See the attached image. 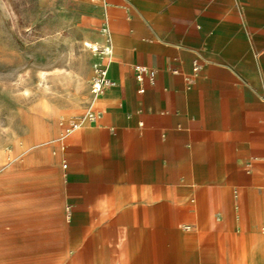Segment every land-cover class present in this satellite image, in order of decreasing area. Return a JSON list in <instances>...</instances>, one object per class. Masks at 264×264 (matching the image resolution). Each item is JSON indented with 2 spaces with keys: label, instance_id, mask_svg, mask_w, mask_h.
Masks as SVG:
<instances>
[{
  "label": "crops",
  "instance_id": "1",
  "mask_svg": "<svg viewBox=\"0 0 264 264\" xmlns=\"http://www.w3.org/2000/svg\"><path fill=\"white\" fill-rule=\"evenodd\" d=\"M51 9L110 47L93 117L64 136L63 264H233L264 235V0Z\"/></svg>",
  "mask_w": 264,
  "mask_h": 264
},
{
  "label": "rangeland",
  "instance_id": "2",
  "mask_svg": "<svg viewBox=\"0 0 264 264\" xmlns=\"http://www.w3.org/2000/svg\"><path fill=\"white\" fill-rule=\"evenodd\" d=\"M60 16L51 0H0V264H63V126L93 110L84 42L100 45ZM233 264H264L262 232Z\"/></svg>",
  "mask_w": 264,
  "mask_h": 264
},
{
  "label": "built area",
  "instance_id": "3",
  "mask_svg": "<svg viewBox=\"0 0 264 264\" xmlns=\"http://www.w3.org/2000/svg\"><path fill=\"white\" fill-rule=\"evenodd\" d=\"M92 51L100 52L101 55H108L110 54V47L105 46V47H98V46H93ZM136 74L135 77L137 80H141L142 74L148 75L150 80H152L153 75H154V70L151 68H148L143 65H135L134 66ZM196 69V66L194 67ZM110 83V79L107 77L106 74V68L104 65L99 64L98 66H94L92 75L89 79V92L94 96L97 93H99L104 86ZM139 91H142V88H139ZM93 112H88L87 117L91 118L93 117ZM79 122H70L67 124H64L63 126V136L66 134H69L71 131L74 129L78 128Z\"/></svg>",
  "mask_w": 264,
  "mask_h": 264
},
{
  "label": "bare ground",
  "instance_id": "4",
  "mask_svg": "<svg viewBox=\"0 0 264 264\" xmlns=\"http://www.w3.org/2000/svg\"><path fill=\"white\" fill-rule=\"evenodd\" d=\"M84 45L85 46H90V43L88 42V41H86V42H84ZM92 47V46H91ZM103 47H105V46H102V48ZM96 53V52H95ZM98 53H100V52H98ZM97 65H99V63L98 62H96L95 64H93V66H97ZM87 117V116H86ZM84 118V117H83ZM79 120V122H80V120H82V118H79L78 119Z\"/></svg>",
  "mask_w": 264,
  "mask_h": 264
}]
</instances>
